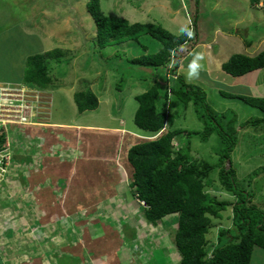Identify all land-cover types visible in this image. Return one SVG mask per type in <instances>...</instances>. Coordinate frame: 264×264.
<instances>
[{
  "label": "rangeland",
  "instance_id": "obj_1",
  "mask_svg": "<svg viewBox=\"0 0 264 264\" xmlns=\"http://www.w3.org/2000/svg\"><path fill=\"white\" fill-rule=\"evenodd\" d=\"M86 1L30 2L41 11L27 24L42 26L41 32L49 36L41 49L58 50L61 57L48 64L49 93L24 84L20 87L26 95L39 96L40 101L45 98L47 103L33 110L34 124L13 130L9 148L12 142L17 146L11 150L9 168L0 175V200H5V206L15 201V211L19 207L22 212L20 248L27 246L29 238L33 243L28 246L29 256H36L35 262L23 259L20 264H178L180 256L173 243L177 217L168 216L149 226L142 221V205L135 198L130 201L127 184L132 170L126 163V150L151 139L141 135L133 123L135 97L156 84L171 87L179 76L203 91L206 106L213 112L227 115V120L234 116L237 128L263 116L233 98L241 93L223 80L225 73L218 65L234 54L255 56L264 51V0H100L107 17L156 24L174 36L192 22L196 37L177 49L179 66L174 70V63L172 73L143 71L126 62L143 54L141 47L157 49L158 43L149 37L140 38V45L128 41L104 50L95 45L96 28ZM228 33L233 37L224 36ZM5 38H0V81L16 74L6 66ZM195 45L197 50L189 55V47ZM167 73L175 78H167ZM220 76L223 79H216ZM87 90L96 96L98 107L78 114L73 96ZM173 104L172 99L169 126L184 132L173 140L174 149L182 148L195 161L216 164L221 150L218 135L212 133L203 140L204 118L191 104L176 108ZM117 129L124 130L123 134ZM238 132L230 157L234 180L254 194L253 204L264 211V174L251 182L249 178L264 167V126ZM218 172L217 168L208 176L206 193L218 201H233L219 185ZM93 202L101 203L95 216L89 212ZM23 212L31 215L28 218ZM221 216L223 220L212 221L207 235L210 241H215L218 228L231 226L226 218L231 216L230 210ZM45 252L47 259L52 258L49 263L43 259ZM251 264H264L263 250H254Z\"/></svg>",
  "mask_w": 264,
  "mask_h": 264
},
{
  "label": "trees",
  "instance_id": "obj_2",
  "mask_svg": "<svg viewBox=\"0 0 264 264\" xmlns=\"http://www.w3.org/2000/svg\"><path fill=\"white\" fill-rule=\"evenodd\" d=\"M250 4L255 5L253 1ZM86 8L96 28L94 44L103 50L116 45L119 48L128 41L140 45L138 40L145 36L158 43L155 50L141 47L143 54L126 61L131 67L143 71H170L168 65L173 52L190 39L189 28L174 36L156 24H132L122 18L107 17L101 11L100 0H87ZM60 57V51L53 50L27 58L23 84L47 90L51 85L48 64ZM262 69L264 51L255 56L234 54L221 65V70L233 78ZM174 82L176 84L171 87L165 82V88L156 84L135 97V127L157 137L142 140L127 150L126 163L132 170L129 185L132 196L144 204L145 221L152 225L168 216L177 217L173 243L180 256L178 264H251L254 250L264 251V211L253 204L251 191L247 192L243 185L235 183L236 173L230 157L238 142V131L264 126V117L246 121L237 128L234 116L227 120V115L216 114L206 106L205 94L199 88L186 84L179 76ZM233 98L261 110L264 115V98ZM172 99L182 107L191 104L194 111L204 118L203 140L212 133L218 135L221 150L217 153L219 160L216 164L195 161L182 148L174 149L173 140L184 132L169 126L168 106ZM73 101L78 114L95 111L98 107L96 96L89 90L76 93ZM194 135L198 133L194 132ZM217 168L218 183L232 195L233 201H218L205 191L206 180L210 182L208 176ZM260 174H264V167L249 175L250 182ZM227 210L231 213L226 217L231 226L218 228L215 241L208 240L212 221L223 220L221 214Z\"/></svg>",
  "mask_w": 264,
  "mask_h": 264
},
{
  "label": "crops",
  "instance_id": "obj_3",
  "mask_svg": "<svg viewBox=\"0 0 264 264\" xmlns=\"http://www.w3.org/2000/svg\"><path fill=\"white\" fill-rule=\"evenodd\" d=\"M31 1L32 0H0V38L6 37L5 40L3 41L4 47H6L5 48L6 54L4 53V51H3V54L5 55V62L7 64L6 66L8 68L16 71L15 75H13V76L11 75V77H8L3 81H0V86L1 85H11V86H20L21 87L23 84L25 63H26L27 58L34 56L36 54H39L40 52L43 54L49 52L47 49H41V47L44 46L45 40H47L46 38L49 37V36H47L48 34L46 35L45 31L41 32L42 31L41 29H43L42 26H39V25L32 26L31 22H29L27 24V20L33 19L36 11H41V10H38L36 8L35 4H31L30 3ZM20 12H24V14H22ZM188 25H189V22H188ZM190 26L192 27V22H191ZM190 26H188V28L190 29V35L189 36L191 39L193 37L195 38L196 36H195V30L192 32V29ZM224 36H228L227 38L233 37L230 33H228L227 35L225 34ZM234 38H237V37H234ZM189 43L190 42L185 43L181 47H184V46L186 47L189 45ZM191 47H189V49H191L189 52V55H191V53L193 51L197 50L195 48V47H197V45H195L193 47V49L195 48L194 50ZM178 48H180V47H178ZM36 50L39 52L37 53ZM176 52H177V50H175L173 52V55H172L173 57H172V60L170 61L169 65H168V70H172L174 63L176 65L174 67V70L176 69L177 66H179V61H178ZM222 64L223 63L218 65L219 70H220ZM217 73H220V72H217ZM218 75H221V74H218ZM224 76H225V79H223L222 76L216 77V79H223V80L227 81L230 86H235L237 90L239 89L237 92L241 93V94H236L235 96L264 98V69L250 72V73H248L242 77H238V78H233L227 74H225ZM166 77L170 78L171 76L167 73ZM171 78L174 79L175 77H171ZM175 80H176V78L174 79V81ZM46 91L48 93L50 92L48 90H44L45 93H47ZM144 92H142V93H144ZM50 99H51L50 105H52V110H53V108H54L53 104H55L54 98L51 96ZM236 100L241 101L239 99H236ZM180 105L181 104L174 102V104L171 106L176 108V106H180ZM258 111L261 113V115H263L261 110H258ZM50 117H51V114H49V120H50ZM133 117H134V115H133ZM260 117L263 118L264 115L260 116ZM257 119H259V118H257ZM237 125L238 124L236 123L235 126L237 127ZM52 126H56V125H52ZM116 131L123 134L124 130L117 129ZM139 133L141 135H146V136L151 137L150 140H153L155 137H157V135L156 136H152V135L150 136L149 134L141 132V131ZM122 134H120V135H122ZM128 149H129V147L127 148V150ZM127 150H126V153H127ZM115 155H116V150H115ZM114 159H115V156H114ZM17 167H20V166L18 165ZM115 168H116V166H114V169ZM20 170H21V167H20ZM17 174L18 173H15V176ZM21 178H22V176H21ZM129 185H130V182L127 184V187H129ZM130 190H128V191L130 192ZM121 191H124V190H121ZM12 193L14 195L13 191H12ZM100 194L101 193H99L98 195H100ZM0 196H3V194H0ZM94 196H96V195H94ZM12 197H14V196H12ZM91 197H93V196H91ZM131 198H134L132 196V193L130 194V201H131ZM97 202H98V200H97ZM5 203H6L5 200H3V199L0 200V264H20L21 261H23V259H26L28 262L30 261V263L35 262L36 256L35 257L29 256L31 253V248H29L28 246L33 245L31 239H29V238L27 239L28 244L26 247H23V250L20 248V246L22 245V238H20V232L19 231H20V227H21L20 226V224H21L20 214L22 212L19 211V207H18V211H15V208H14L15 201H12V203H9L8 206H5L6 205ZM93 203H91L92 206H91V209L89 210V212L92 210L91 213H94V216H95L97 214V212L100 213L101 203H99V204L98 203L93 204ZM30 213L31 212H29V214H26V213H24V214L28 215V218H29V216L31 215ZM143 216H144V213H143ZM142 219H143L142 221H144V223L148 224L149 226L152 225L149 222L145 221V217H143ZM124 221H126V220H124ZM130 229L132 230L133 226H131ZM46 256H47V252L43 253L44 261H46V263H49V261L52 258L50 257L49 259H47ZM60 256L62 257L64 255H62V253H61ZM21 257H23V258H21ZM44 264H45V262H44Z\"/></svg>",
  "mask_w": 264,
  "mask_h": 264
},
{
  "label": "built area",
  "instance_id": "obj_4",
  "mask_svg": "<svg viewBox=\"0 0 264 264\" xmlns=\"http://www.w3.org/2000/svg\"><path fill=\"white\" fill-rule=\"evenodd\" d=\"M27 92V91H26ZM34 98V100H33ZM40 97L26 95L20 86H0V175L4 174L10 166L11 150L15 143L11 142V134L15 128L34 124L32 116L36 106L46 104ZM15 119V122H12ZM142 206L144 204L140 203Z\"/></svg>",
  "mask_w": 264,
  "mask_h": 264
},
{
  "label": "clouds",
  "instance_id": "obj_5",
  "mask_svg": "<svg viewBox=\"0 0 264 264\" xmlns=\"http://www.w3.org/2000/svg\"><path fill=\"white\" fill-rule=\"evenodd\" d=\"M50 103H51V101H50ZM139 202V201H138ZM142 207H144V206H142Z\"/></svg>",
  "mask_w": 264,
  "mask_h": 264
}]
</instances>
